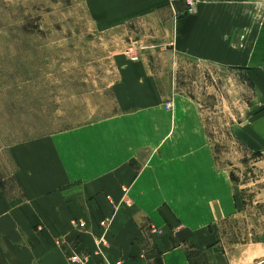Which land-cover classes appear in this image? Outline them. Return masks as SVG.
Masks as SVG:
<instances>
[{
    "label": "crops",
    "instance_id": "crops-1",
    "mask_svg": "<svg viewBox=\"0 0 264 264\" xmlns=\"http://www.w3.org/2000/svg\"><path fill=\"white\" fill-rule=\"evenodd\" d=\"M88 5L102 30L169 11L176 47L187 38L192 56L224 66L249 61L264 78V40L246 13L248 0ZM242 25L239 38L245 39L233 48L227 38ZM253 25L255 31L246 29ZM120 62V112L11 146L24 197L10 200L0 191V264H69L73 253L90 254L92 262L192 264L190 246L218 257L214 227L235 213L237 200L199 103L184 94L167 98L145 58ZM262 101L250 123L264 143ZM103 219L109 220L107 230ZM78 220L88 229H77ZM103 235L108 246L98 243Z\"/></svg>",
    "mask_w": 264,
    "mask_h": 264
},
{
    "label": "rangeland",
    "instance_id": "rangeland-1",
    "mask_svg": "<svg viewBox=\"0 0 264 264\" xmlns=\"http://www.w3.org/2000/svg\"><path fill=\"white\" fill-rule=\"evenodd\" d=\"M248 3L264 40V0ZM169 15L102 30L88 0H0V191L24 197L12 145L120 112V61L145 58L167 98L199 103L217 162L235 186L237 210L214 227L218 257L190 246L191 263L264 264V143L250 123L263 109L264 78L249 61L224 66L192 56L187 38L176 47ZM242 28L227 38L233 48L245 39Z\"/></svg>",
    "mask_w": 264,
    "mask_h": 264
},
{
    "label": "built area",
    "instance_id": "built-area-1",
    "mask_svg": "<svg viewBox=\"0 0 264 264\" xmlns=\"http://www.w3.org/2000/svg\"><path fill=\"white\" fill-rule=\"evenodd\" d=\"M133 58H134L133 60L137 59V57H133ZM167 106L170 107L171 103H168ZM100 225L102 228H104V230H107L110 225L109 220L108 219L101 220ZM76 226H77V229H80V230L88 229L87 221L85 220H78L76 222ZM158 232L161 233L160 230H158ZM98 243L102 246H108L109 244L107 237L105 235L101 236L98 239ZM90 258H91L90 254L73 253L69 256V264H124L122 260H116V261L111 262V261L105 260L104 257H102L103 260H100L98 262H92Z\"/></svg>",
    "mask_w": 264,
    "mask_h": 264
}]
</instances>
